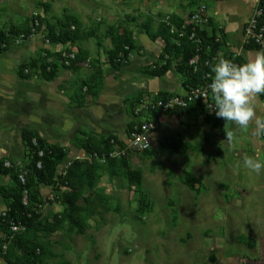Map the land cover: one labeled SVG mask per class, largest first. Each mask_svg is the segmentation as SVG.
<instances>
[{"label":"rangeland","instance_id":"374dc122","mask_svg":"<svg viewBox=\"0 0 264 264\" xmlns=\"http://www.w3.org/2000/svg\"><path fill=\"white\" fill-rule=\"evenodd\" d=\"M207 2L200 3L207 9ZM41 3L48 5L47 10L44 11ZM0 4L3 27L34 12L44 14L47 21L75 14L82 31L98 22L96 35L85 34L78 40V46L85 53H100L103 62L97 57L99 67L107 68L104 60L110 48L109 24L122 21L130 13L137 18L136 22L129 21L130 27L134 36L140 38V33H136V28L141 31L137 22L150 16L154 27L159 18L157 13L187 14L189 0H0ZM143 37V42L136 38V43L149 45L151 40L145 34ZM155 42L163 46L162 40ZM78 46L70 48L76 51ZM11 47L25 54L26 61L43 56V49L54 52L60 48L44 42L41 32ZM256 51H246L245 57ZM130 55L135 62L143 59L139 47L131 50ZM220 57L217 54L214 61ZM146 62L142 65H151ZM72 67L59 68L68 75V84L62 90L69 103L57 110L64 116L63 120L73 100L80 104L88 100L83 80L90 68L86 63ZM136 73L133 70L132 75L139 76ZM175 73L171 69L163 77L150 78V82L161 84ZM174 81H178L177 77ZM125 87L124 97L133 99L129 84ZM143 96L147 101L153 100L148 93ZM142 101L131 100L124 108L125 113H132ZM252 103L256 114L264 117V94L254 97ZM31 111L35 112V106ZM142 116L155 115L143 113ZM68 123L71 124L70 119ZM25 124L34 125L29 112ZM116 124L121 130L123 120L118 119ZM103 126L102 132L108 133L112 123ZM126 126L127 123L123 127ZM255 127L250 122L248 128H240L219 117L208 122L195 108L179 116H164L151 146L125 155L126 169L111 175L106 164L98 165V179L85 187L71 217L69 206L62 203L67 190L60 188L54 192L50 186L41 187V204L37 207L45 228L35 233L41 245L39 250H43L41 264H264V171L255 174L242 164L246 154L264 159V134L256 135ZM77 134L76 131L73 139L66 136L50 139L61 141L68 152L65 161L85 154L77 141L82 136ZM63 165L64 162L59 169ZM127 169L140 173L139 182L126 175ZM50 193L54 195L53 200L46 198ZM51 225L55 227L50 228ZM0 264H4L1 256Z\"/></svg>","mask_w":264,"mask_h":264},{"label":"trees","instance_id":"16d2710c","mask_svg":"<svg viewBox=\"0 0 264 264\" xmlns=\"http://www.w3.org/2000/svg\"><path fill=\"white\" fill-rule=\"evenodd\" d=\"M200 1L189 0L188 17L200 6ZM41 5L44 7V11L47 10L48 5L46 3H41ZM256 8L261 10L256 19L259 25L264 27V0H258ZM157 15L159 18L154 27L152 26L154 21L150 16L139 23L137 22L136 25L142 29L151 41H163L158 61L147 66L145 72L151 77H161L170 69H174L176 73L182 76V86L185 90L210 82L211 65L215 63L214 58H216L221 46V41L214 31L218 26L213 23L212 18L206 14V21L202 22V26L193 28L192 25H185L182 28L185 18L178 13H157ZM123 18L122 21L109 24L107 27L110 48L107 49L106 62L114 69L126 65L131 50L138 48L134 31L130 27L131 20L136 22L137 18L130 15V13H127ZM35 21L38 22L37 25H34ZM31 24L37 30H43L42 32L49 45H59L60 48L54 52L43 49V56L40 55L22 63L18 68V74L26 77L37 74L40 77L49 78L55 74L57 64L71 68L76 62L85 59L83 54L85 52L78 46V40L85 34L89 36L96 35L95 28L98 22L89 29L82 31L80 19L75 14L55 17L51 21H47L42 13H30L18 22H10L9 25L0 27V53L6 51L12 45L14 38L20 33L27 37L31 33ZM192 33L198 41H195V38L194 40L189 38ZM72 46H78L77 50H71L70 47ZM244 47L246 49H260V45L249 38H246ZM64 53H73L74 55L73 58L68 59L66 64L64 63ZM220 54L221 57L231 59L238 64L244 61L232 52ZM53 56H56V62L48 60ZM195 56L198 57L197 61L190 63V60ZM205 61H207V64H205ZM90 62L94 73L85 77L83 84L90 94H94L93 89L97 87L96 83L102 76V69L99 67L100 62L96 59ZM172 95L175 94L158 92L152 95L151 99H165ZM190 107L192 105L185 109L170 110L167 112V116H179L180 113L188 111ZM197 107H199L198 111L204 120L210 122L217 117L215 113H207L202 105ZM159 113L160 111L157 110L154 115L156 116ZM132 115L133 118L127 125L128 130L138 121L134 109ZM78 133V136H82L77 139L79 147L85 152V156L82 158L76 156L70 161H65L67 152L63 146L48 143L36 129L25 127L20 134L27 149L28 161L23 166H18L11 161H9V166H4V160L0 161V173L7 174L12 182L10 188L6 189V193L4 192L7 208L0 214V256L4 264H41L43 250H39L40 242L35 239L36 231L39 228H45L37 207L41 204V187L50 186L54 192L59 191L60 188H65L67 192L63 195L62 203L69 206V216L71 217L76 212L77 201L82 198L85 187L91 186L98 179L99 175L96 174L98 165L106 164L111 175L117 174L121 168H127L125 155L129 153L128 151L119 156L108 155L114 144L122 146L115 135L102 137L95 135L93 132L79 131ZM93 153L105 154L104 161L99 163L89 158ZM63 162V167L59 169ZM37 163H39V166ZM20 171L25 172L23 183L18 179ZM126 175L134 182L140 180V173L137 170L127 169ZM24 191L28 195L27 205L22 202ZM53 199L54 195L51 200ZM12 223H20L24 228L18 232H13L10 229ZM53 227L55 225L50 226V228ZM29 232L32 233V236L29 235ZM61 264L72 263L64 262Z\"/></svg>","mask_w":264,"mask_h":264},{"label":"crops","instance_id":"0c3cea01","mask_svg":"<svg viewBox=\"0 0 264 264\" xmlns=\"http://www.w3.org/2000/svg\"><path fill=\"white\" fill-rule=\"evenodd\" d=\"M207 1L208 8L206 9V14L208 17H211L213 23L218 26L214 31L221 41L220 50L217 54L232 52L245 60L246 51L256 50L246 49L244 47V42L246 40L244 27L258 0ZM199 5L204 4L200 3ZM1 14L0 18L4 16ZM178 14L184 18L187 17L186 14ZM0 27L2 26L0 25ZM136 33H140V38L134 36L135 40L142 39L143 42L145 38L143 37L144 33L142 29L140 31L136 28ZM155 41H151V45L149 44L147 46H144L141 41L137 42L143 58L139 59L138 62H135L134 57L129 55L126 65L114 69L104 60V66L107 68L100 67L102 69V76L99 78L98 83H96L97 87L93 89L94 94L88 92V100H85L83 104L79 102L74 103L73 100V103H70V105H72L71 110H65L66 120H63L64 116L59 114L57 110L59 107H62V105L69 103L68 97H65L66 95L62 90V86L68 84V75L65 71L61 72L59 68L72 69L73 67L66 68L57 64L55 74L49 78H43L37 75L30 77L21 76L18 74V68L22 63L27 62L25 59L26 55L17 53L16 49L18 48L9 46L6 51L0 53V161L8 160L17 165L19 164L18 162H27V149L20 134L21 130L25 127L36 129L48 143L57 144L59 146H63L61 141L51 142L50 139L52 140L58 136H66L73 139L76 135V131L77 133L79 131L93 132L95 135L102 137L115 135L118 142L123 143L128 133L127 126L126 128L123 126L126 123L128 125L133 118L132 113H125L124 108L128 106L131 100L138 102L143 99V101L146 102L147 100H145L143 96L145 93L154 95L158 92H167L182 95L185 92V88L182 86L183 78L178 73L177 75L175 73L174 76L171 75L161 84H151L150 78L153 77L145 72L147 66H143L142 64H145V61L151 64L157 62L162 46H158ZM97 45L100 46L99 43H97ZM154 49L157 50L156 53H154ZM83 54L85 59L76 62V64L86 63V66L90 68L87 73V76H89L94 73V69L89 60L97 59L101 54ZM55 57L56 56L48 58V60L56 62L57 58ZM138 58H141V56ZM99 60L101 63L103 62V58L100 57ZM132 65L134 69H130ZM133 70L134 72H139V76H133ZM170 70L165 74H168ZM125 74H127L126 78L123 77ZM34 76L36 79H33ZM176 77L178 81L175 82L174 80ZM126 84L130 86V94H133V99L124 97L125 94L122 93L125 91L124 89H126ZM65 99L67 100L66 102L64 101ZM28 100H30L32 110L35 106L34 113L31 111L30 107H28ZM193 108L198 110L199 107L192 106L189 109ZM28 112L32 116L34 123L32 126L25 124ZM68 119L71 120L72 125L68 123ZM118 119L123 120L121 130L118 129L119 126L116 124ZM74 120H78V122L74 123ZM81 121L86 122V124ZM107 122L112 123V128L109 129L108 133H103L102 127H104L103 125ZM157 133L158 129L151 135V140ZM77 156L82 158L85 154ZM0 176L3 177L0 180L3 181V183L0 182V214H2L7 208L4 192L6 193V189L10 188L11 179L7 174L0 173Z\"/></svg>","mask_w":264,"mask_h":264},{"label":"built area","instance_id":"2783aa9c","mask_svg":"<svg viewBox=\"0 0 264 264\" xmlns=\"http://www.w3.org/2000/svg\"><path fill=\"white\" fill-rule=\"evenodd\" d=\"M261 10L258 8H254L253 12L251 13L250 17L248 18L245 27H244V33L245 37L249 39H253L255 42H257L261 49H264V37H263V25H259V22L256 19V16L260 15ZM206 12H205V6L200 5L195 11L190 13V16L186 17L184 20V24L182 25V28L185 25H192V27L196 26H202V22L206 21ZM38 22L35 21L34 25H37ZM31 33L26 37L23 33H20L17 35L14 40L12 41V44H20L23 40L28 39L29 37H32L35 33L41 32L43 34V30H37L35 26L31 24ZM172 31V30H171ZM190 39L194 40V34L192 33L189 37ZM43 39L45 42H47V39L44 37ZM195 41H198L195 38ZM73 53L63 54L64 57V63H68V59L73 58ZM198 57L195 56L190 60V63H195L197 61ZM215 60V58H214ZM205 64H207V61H205ZM210 82H206L203 85L197 86V87H191L188 90H185L184 94L182 95H172L165 99H157V100H151V101H142L140 102L139 106L134 110V114L136 116L143 117V113L146 114H154L157 110L160 111V113L156 116L151 117H144L138 119V121L128 130L127 138L122 143V146H119L118 144H114L113 149L108 153L109 156H119L121 154H124L127 151H133V152H142L146 149H148L151 146V135L158 129V126L161 123V118L164 116H167V112L170 110H179V109H185L189 105L192 106H203L207 113L213 114L214 110L211 109L212 105V99H211V93L208 89L207 85ZM173 116V115H172ZM41 154V152H39ZM89 158L94 159L96 162L102 163L105 159V154L98 155L96 153H93V155L89 156ZM10 162L8 160L4 161V166H9ZM39 166V163H37ZM25 172L20 171L18 173V179L20 182H24L25 180ZM47 200H51L53 198V194L50 193V196L46 197ZM22 202L24 205H27L28 202V195L26 191L23 193ZM24 227L18 223H12L11 224V231L18 232L19 230L23 229Z\"/></svg>","mask_w":264,"mask_h":264},{"label":"clouds","instance_id":"9594fccd","mask_svg":"<svg viewBox=\"0 0 264 264\" xmlns=\"http://www.w3.org/2000/svg\"><path fill=\"white\" fill-rule=\"evenodd\" d=\"M207 87L213 102L211 109L217 117L240 128H248L250 122H254L255 134H264V117L256 114L252 103L254 97L264 94V49L239 64L220 57L211 65ZM228 136L231 137V132ZM242 164L255 174L264 171V159L255 155L246 154Z\"/></svg>","mask_w":264,"mask_h":264}]
</instances>
